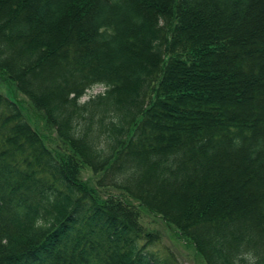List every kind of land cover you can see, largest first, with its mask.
Segmentation results:
<instances>
[{
  "label": "trees",
  "instance_id": "16d2710c",
  "mask_svg": "<svg viewBox=\"0 0 264 264\" xmlns=\"http://www.w3.org/2000/svg\"><path fill=\"white\" fill-rule=\"evenodd\" d=\"M0 76V264H264V0H0Z\"/></svg>",
  "mask_w": 264,
  "mask_h": 264
},
{
  "label": "rangeland",
  "instance_id": "374dc122",
  "mask_svg": "<svg viewBox=\"0 0 264 264\" xmlns=\"http://www.w3.org/2000/svg\"><path fill=\"white\" fill-rule=\"evenodd\" d=\"M105 87L102 85H96L88 94L82 99L86 100L91 95L103 92ZM0 91L15 92L18 98L22 102L23 111L28 120L35 125L41 134L45 138L46 144L54 149L59 150L62 154H67L69 149L62 144L60 139L56 136V132L47 124L42 114L30 103V101L19 94L13 87V85L5 78L0 76ZM84 177L91 175L89 169H85L83 172ZM140 222L148 230L157 233L158 237L153 244V249L156 250L159 255L167 257L175 264H207L205 260L199 255L195 247L185 240L180 233L173 227L169 226L161 217L154 215L146 209L140 208Z\"/></svg>",
  "mask_w": 264,
  "mask_h": 264
}]
</instances>
